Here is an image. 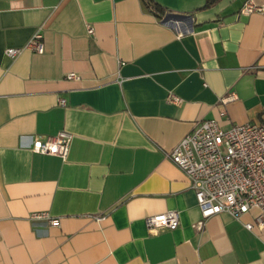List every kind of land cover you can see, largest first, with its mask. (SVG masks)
<instances>
[{
	"label": "crops",
	"instance_id": "crops-1",
	"mask_svg": "<svg viewBox=\"0 0 264 264\" xmlns=\"http://www.w3.org/2000/svg\"><path fill=\"white\" fill-rule=\"evenodd\" d=\"M150 1L164 13L146 0H0V264H264V228L226 213L192 227L194 191L167 157L199 120L264 123V14L241 13L247 0ZM37 30L42 53L25 48ZM60 131L66 160L31 150ZM167 210L178 226L150 233L146 217Z\"/></svg>",
	"mask_w": 264,
	"mask_h": 264
},
{
	"label": "built area",
	"instance_id": "built-area-1",
	"mask_svg": "<svg viewBox=\"0 0 264 264\" xmlns=\"http://www.w3.org/2000/svg\"><path fill=\"white\" fill-rule=\"evenodd\" d=\"M243 14H264V4L247 0L240 8ZM87 33L93 34L88 26ZM42 34L37 30L26 43L36 53H42ZM21 48H6L5 55L15 58ZM68 78H78L74 73ZM168 101L179 103L181 99L168 94ZM226 96L223 101L233 99ZM59 103L64 104L60 99ZM72 134L60 131L43 139L36 138L31 150L36 153L57 156L66 160ZM167 157L186 175L194 191L200 219L192 224L196 231L203 229L213 215L226 213L240 221L249 231L264 228V123L246 122L223 127L214 119L199 120L191 132L185 134ZM252 214L251 219L242 221L243 216ZM31 220H45L49 225L59 223L58 217L45 213H32ZM146 226L150 233L160 228L175 229L178 226V211L147 216Z\"/></svg>",
	"mask_w": 264,
	"mask_h": 264
},
{
	"label": "water",
	"instance_id": "water-1",
	"mask_svg": "<svg viewBox=\"0 0 264 264\" xmlns=\"http://www.w3.org/2000/svg\"><path fill=\"white\" fill-rule=\"evenodd\" d=\"M191 16L188 14L166 13L162 18V23L172 26L182 33L192 30L190 23Z\"/></svg>",
	"mask_w": 264,
	"mask_h": 264
},
{
	"label": "trees",
	"instance_id": "trees-1",
	"mask_svg": "<svg viewBox=\"0 0 264 264\" xmlns=\"http://www.w3.org/2000/svg\"><path fill=\"white\" fill-rule=\"evenodd\" d=\"M218 0H206L204 3V7H210L212 6L214 3H216ZM146 2L149 4V6H151L155 11L159 12V13H164V11L159 8L158 6H156L155 4H153L150 0H146Z\"/></svg>",
	"mask_w": 264,
	"mask_h": 264
}]
</instances>
